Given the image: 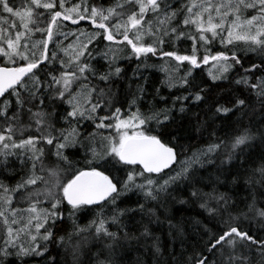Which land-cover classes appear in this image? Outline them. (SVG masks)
<instances>
[{
  "label": "snow or ice",
  "instance_id": "6c2138e0",
  "mask_svg": "<svg viewBox=\"0 0 264 264\" xmlns=\"http://www.w3.org/2000/svg\"><path fill=\"white\" fill-rule=\"evenodd\" d=\"M174 2L180 3V0H123L108 8L105 15L104 10L95 7L90 11L85 7L82 13L79 11L81 5L66 11L56 10L58 6L64 9V0H59V5L57 0H27L19 8L10 6L9 0H0L3 12L19 18L25 30L16 32L13 39L5 35L7 29L0 27V39L7 46L5 48L0 43V58L6 57L11 65L0 66V169L7 170L9 160L14 158L21 170L28 168L29 171L27 178L12 190L20 192V199L28 202L26 209L11 207L13 198L7 194L9 189L0 183L3 190L0 218L6 227V238L0 245V264H6L9 259L27 264L28 258H43L48 252V242L53 240L52 229L57 221L64 220V208H67L68 219L73 222V232L67 237H59V242L67 244L73 237H78L71 245L74 261L78 262L84 247L94 245L95 253L89 249L90 262L92 256L103 255L105 259H96L95 264H122L123 257L117 259L118 250L126 251V246L134 242L159 264L162 242L151 231L150 225L166 223L172 243L177 240L181 246L185 243V222H173L175 218L168 216L161 221L157 214V208L167 212L163 201L175 199L172 193L181 188V182L189 200L207 213L210 222L220 225L216 233L204 227L208 241L202 251L185 257L184 264H264V236L258 238L255 233L249 235L248 231L232 226L241 217L248 220L251 214L253 220L260 222L258 231L264 232V209L257 207V195L264 198V151L258 157L246 151L257 134L264 145V123L256 132L251 127L239 129L223 152V140L197 149L181 161L178 171L167 174L166 179L159 178V174L171 169L177 157L175 148L170 146L175 137L165 136L163 130L179 119L189 118V113L193 118L198 117L199 113L191 112L190 105L206 102V97L212 96L218 86L217 82L229 81V74L237 66L243 69L244 75L234 83L249 87L258 97H264V75L256 76L257 72L264 74V0H190L189 4L180 3L179 7H173ZM71 12H75L79 19H73ZM181 15L180 24L173 26ZM87 17L102 30L99 39L110 45L103 52L97 48L99 58L89 50L97 36L83 32L80 35L85 36V41L80 43L79 51L67 63L63 59L58 61L55 51L50 57L48 48L54 38L53 29L56 28V34L65 39L68 36L59 31V22L78 24ZM97 18L103 22L97 23ZM113 20L115 23L109 27ZM2 24L11 28L16 26L14 21L9 23L0 17ZM30 24L35 33L46 37L33 42L31 48L28 42L21 45L26 34L29 39L34 35ZM41 24L46 26L41 27ZM190 25H195L199 34L188 36L193 41L191 55L162 51L165 38L181 39L187 35L182 29ZM205 33H211V39ZM146 38L151 42L146 43ZM217 38L222 44L226 39V44L232 46L230 55L225 51L210 52V45ZM198 41L204 43L202 63L207 65L211 61L216 70L215 74H208L211 84L197 82L193 76V69L200 67ZM236 42H243L238 51ZM41 48L37 55V49ZM250 53L255 54L260 63L245 68L242 58L246 59ZM156 56L174 58L178 62L163 69L162 87L183 89L186 94L172 96L170 103L168 97L160 94L159 88L154 89V94L147 91L149 78L144 72L149 66L146 61ZM17 60L24 63L18 65ZM93 60L96 64L106 61L107 68L101 71L93 65ZM121 60L135 61L127 79H124V69L119 66ZM57 61L59 68H49V64ZM184 62L191 67L180 76L178 73ZM41 65L44 70L42 75H37ZM253 78L255 82H251ZM116 80L126 86L123 100L119 98ZM149 95L152 99L146 100ZM221 99L232 107L214 101V109H209L212 116L200 120L199 128H212L215 118L227 119L238 111L242 115L248 114L245 110L249 105L245 99L230 94L222 95ZM157 100L164 107L157 108ZM117 103L127 105L130 114L126 119L122 118ZM141 104L147 105V112L140 111ZM132 108L135 111H131ZM101 111L107 114L100 115ZM25 114L28 124L22 120ZM61 122L69 125L70 130L57 128ZM109 129L113 131L112 135L101 134V130ZM31 131L36 135L24 138V134ZM210 135L214 137L215 133L210 132ZM46 148L47 155L55 160L53 167L44 163ZM70 150H75L73 154L83 150V159H69L65 153ZM221 156L224 158L220 159ZM234 159L239 160L238 167H223ZM77 164L83 166L77 167ZM136 165L142 167L138 171H128L129 166ZM152 174H156L157 179L151 178ZM38 182L42 188L30 187ZM254 185L260 186L258 193ZM220 187L228 188V192L219 191ZM240 189L247 191L249 196H241ZM133 191L142 195L145 203H138L136 208H120L122 197ZM232 192L235 197L229 194ZM149 201L155 202L156 207L146 208ZM44 202L47 207L43 206ZM187 202L179 201L182 204ZM240 203L245 204L247 211L240 209ZM92 206L101 211L88 226L80 227L76 223L77 214L90 210ZM105 206L108 214L103 211ZM133 213L139 214L140 219L136 220ZM129 221L138 225L139 235L128 230ZM109 224L115 225L118 231H110ZM13 225L18 227L13 228ZM41 229H44L43 234ZM149 240L150 244L147 243ZM45 264H54V261ZM138 264H149V261L142 260ZM167 264H181V260L175 252H170Z\"/></svg>",
  "mask_w": 264,
  "mask_h": 264
},
{
  "label": "trees",
  "instance_id": "16d2710c",
  "mask_svg": "<svg viewBox=\"0 0 264 264\" xmlns=\"http://www.w3.org/2000/svg\"><path fill=\"white\" fill-rule=\"evenodd\" d=\"M14 0H9L10 6H13ZM68 2L65 4L67 6V9H69L72 6H76L78 4H81L82 1L85 3L86 7L91 10L92 7L99 8L102 10H107L108 8L115 7V4L119 0H67ZM123 2V0H121ZM180 1H186V0H180ZM81 2V3H80ZM58 4V3H57ZM59 5V4H58ZM179 3H173V7H179ZM56 10H61L59 6ZM43 11V10H42ZM183 16L177 17V20L173 22V26H176L180 24L182 21ZM78 20V18H77ZM82 21V22H81ZM79 21L78 24H72L71 22H63L62 20L60 23V32H67V34L71 31V29H75L77 32L84 30V32L97 34V39L93 41L92 44L89 45V50L93 53V56H95L97 59L99 58V53L97 52V48H99L100 52H103L107 47H109V42L106 40L99 39L100 35L102 34V30L96 28L91 23V18L87 17L84 20ZM99 18H97V23H101ZM107 23V22H106ZM115 23V20H113L111 23L108 24L109 27H111V24ZM31 27V26H30ZM41 27H45L44 24H41ZM33 28V26L31 27ZM34 29V28H33ZM184 30L187 35L182 37L181 39L177 40L175 37L171 38H165V43L162 47V51L168 52V51H175L178 55H191V49L193 46V41L188 38L189 35H195L198 36V32L196 31L195 25L187 26L186 28L182 29ZM54 34L57 33V29H53ZM205 35L211 39V33H205ZM226 36V34H225ZM28 36L25 35V38L21 40V45H23L29 38H26ZM45 39L46 37L42 35L41 33H35L30 37V39ZM62 39V35H56L54 37V40H60ZM72 39V36L68 37V41ZM117 39H120L118 36ZM151 39L146 38V43H150ZM29 43L30 40H29ZM237 44V51L240 47H243V42H236ZM61 46H65L64 51H61ZM69 46H66L65 44H61L60 42L57 43H51L49 44L48 48V54L51 57V53L53 51L57 52L58 61L59 59H63L66 63L68 62L69 58L73 57V52L68 48ZM72 48V46H70ZM196 47L198 49V62H200V67L193 69V76L195 77L197 82L200 81H208L209 84H211V80L209 78V73L211 71V68L213 67L212 62L210 61L209 64L204 65L202 63V55L204 53V43L201 41H198L196 44ZM231 45L226 44L225 42L222 44L219 42V38H217L213 43L210 45V52L212 54H215L218 51H225L228 52L230 55L229 49H231ZM87 56V55H86ZM56 62L55 64H49V68L55 67L59 68V62ZM242 62L244 64V67H250L252 63H260V60L255 56V54H249L248 57L242 58ZM24 61L17 60L18 65H22ZM93 65L97 68H100L101 71L105 70L107 68V62L101 61L100 64H96L95 60L92 61ZM147 65L149 66L147 70H145L144 75L148 76V83H147V91L150 94H154V89L159 88L160 94L169 98V103L171 101L172 96H177L181 94H186L183 89H171L169 90L166 87H162V81L165 79V72L163 69L165 67H170L176 65L178 62L174 60V58H167L160 56L156 57H150L146 61ZM45 64H48L46 61ZM0 65H2L0 63ZM11 66V65H9ZM119 66L124 69V79H127V76H130L132 73V69L135 66V61H119ZM191 66L188 65L187 62H184L183 65H181L179 70V75L183 76L184 73L190 68ZM44 70V65H41V71L37 72V75H42V71ZM53 74L58 75V72H54ZM242 75H244L243 69H241L239 66L235 68V70L229 74V81L224 82L220 81L217 82L218 86L214 89L213 95L210 97H206V102H201L198 106L197 105H190L191 112L199 113L198 117H192L191 113H189V118L187 119H179L177 123L170 124L166 129L163 130L165 133V136L167 137H175L174 143H172L170 146L174 147L176 149V152L178 154V162L177 164L171 168L170 170L165 171L164 173L159 174L160 179H166L167 174H174V171H178L180 168V163L183 161L187 156H190L192 152L196 151L197 149H200L202 147L207 146V144L212 142H219L220 140H223L225 142V147L221 149V151L227 150V145L231 140L232 135L237 134L239 129L251 127L253 132H256V129L261 126L262 123H264V97H258L256 95V92L253 91L251 88L246 87L244 85H236L234 83L235 79H239ZM264 75L262 73L257 72L256 76ZM251 82H255V79ZM120 89V93H118L119 98L121 100L124 99L122 93L125 89V84L121 82V80H116L115 82ZM224 94H230L234 97H238L240 99H245L249 105V107L245 110L247 111V115H242L241 112H236L235 115L229 116L227 119H221V118H215V124L212 128L204 129L198 127V122L200 120H206L210 116H212V112L209 111V109H214V101H219L221 104H225L227 107H232L231 104H227L224 99H221V96ZM131 97H129V100ZM146 100H151L152 95H149L145 98ZM188 103L187 101L185 102ZM116 107H120L121 111L124 116H128L130 113L128 111L127 105L124 103H117ZM156 107L161 108L164 107L163 103H160L158 100L156 101ZM35 111V109H34ZM60 111H63V108L60 109ZM131 111H135V108H132ZM140 111L141 112H147V105L141 104L140 105ZM100 115L107 114L106 111H101L99 113ZM26 119L28 118L27 114L23 116ZM24 122V123H25ZM27 124V123H26ZM74 126V125H73ZM57 128H66L70 130L69 125L60 123L56 125ZM35 128V125L33 123V129ZM89 131H92L91 128H89ZM210 132H214L215 136H211ZM102 135H112L113 131L111 129L109 130H101ZM28 135H36L34 131L27 132L24 134V138H27ZM17 140L20 139L16 138ZM75 150L67 151L65 154L69 156V159L76 161V160H82L84 156L83 150H80L78 152H75ZM246 151L251 152L255 157H258L261 153V151H264V145L261 144L259 140V136L257 134V138L251 142V147L247 148ZM46 156H45V164L53 167L55 165V160L52 156L47 155L48 149H45ZM54 152V149H53ZM224 156H221L220 159H223ZM219 163V161H217ZM239 165V160L234 159L231 164L224 165L223 167L225 169L232 168L233 166ZM82 164H77V167H82ZM257 165H252V167H256ZM140 167L138 166H129L128 171L136 170L138 171ZM103 170V169H101ZM107 174V173H106ZM29 175L28 168H25L21 170L19 164L15 162L14 158H11L9 160V167L7 170L0 169V183H2L4 186H6L9 189L8 195H11L12 205L13 208H24L26 209L28 207V202L26 200L20 199V192H13L12 190L16 187L18 183H20L23 179H26ZM117 175L123 176L124 173H117ZM153 179H157L156 174H152ZM223 179V177H222ZM33 188V186H30ZM239 187V186H237ZM257 193L259 192V185H254ZM209 189H205V191H208ZM219 191L221 192H228V188L220 187ZM26 194V192H25ZM230 195H233L235 197V193H229ZM0 195H3V190L0 189ZM172 195L175 197V199H166L163 201L165 204V207L167 208V212H163L162 209L157 208V214L160 216V220L164 221L165 216L168 217H174L175 220H183L185 222V234H184V240L185 243L183 246L180 245L179 240H177L175 243H172L171 238L168 236V227L166 223L163 224H154L150 225L151 231L154 233V235H157L160 237L162 242V257L159 262V264H167L169 259V253L175 252L177 258L181 260V264H184V258L188 256H192L195 252H199L203 250V245L208 241L209 236L204 233V227L206 226L209 230H211L212 233H216L219 231L220 225H218L216 222H210L206 217L207 213L204 212L203 209H200L196 203H193L188 198L187 192L183 189V184L181 182V188L177 189L172 193ZM240 195L243 197H248L249 193L247 191H244L243 189H240ZM180 200L188 201L187 203H179ZM250 202V201H249ZM138 203H145L142 195L139 193L133 191L132 193L128 194L125 197H122L121 201L119 202L120 208H136ZM239 203V201H238ZM44 207H47V202H44ZM39 207V205H38ZM146 208H154L156 207V203L149 201L145 204ZM257 207L264 209V198L259 197L257 195ZM240 209L243 211H247V208L244 203H240ZM101 209L97 206H92L90 210H85L82 213L77 214L76 223L80 227H86L89 225V223L96 219L97 213H99ZM103 211L105 214H108V208L107 206L104 207ZM64 214V220L57 221L56 226L52 229L54 232L53 240L48 242V252L45 254L43 258H28L27 264H45L46 261H54V264H95L96 259H105V256L101 255L99 257L92 256L91 262L89 257V249L93 253L96 252V246H87L84 247L81 250V254L79 255V260L74 261L73 258V248L72 243L74 240L78 239V237H73L72 241H68L67 244H61L59 242V237L65 236L67 237L70 233L73 232V222L72 220L68 219V211L67 208L63 209ZM234 215H237L236 212L233 213ZM136 220L140 219L139 214L133 213L132 214ZM196 221H200L199 224L196 223ZM147 222V221H145ZM259 221L253 220L251 214L249 215V219L245 220L244 218H240L232 223V226L238 227L242 231H248L249 235L256 234L259 238L260 236H264V232L258 231L259 227ZM0 245L3 244L4 238H6V227L3 224V218H0ZM128 230L131 233H134L135 235H139V232L137 231L138 225L132 223L131 221L128 222ZM18 227L17 225H13V228ZM48 227V225H46ZM94 227L92 230L94 231ZM109 230L116 232L118 231L117 227L115 225H108ZM142 230V229H141ZM44 232L43 231H40ZM141 243H144L143 241ZM147 243H151V240L147 241ZM43 244V242H41ZM127 250L124 249L118 250L117 253V259H120V257H123L122 264H138L139 261L142 260H148L149 264H157L155 261V258L150 257V255H145L144 250L139 246L136 245L134 242L126 246ZM6 264H21L19 260H13L9 259L6 261Z\"/></svg>",
  "mask_w": 264,
  "mask_h": 264
},
{
  "label": "rangeland",
  "instance_id": "374dc122",
  "mask_svg": "<svg viewBox=\"0 0 264 264\" xmlns=\"http://www.w3.org/2000/svg\"><path fill=\"white\" fill-rule=\"evenodd\" d=\"M67 2H68L67 0H64V9H61V11L70 10L73 7H75V6H72L69 9H67V6L65 5ZM118 2H122V1L119 0ZM26 3H27V0H14L13 1V4H14L13 6L19 8L21 4H26ZM57 3L59 4V0H57ZM180 3L189 4L190 3V0L180 1ZM180 3H179V5H180ZM78 5H81V8L79 9V11H81L83 13V9L86 7L85 3H83V1H82V3L81 4H78ZM97 9L100 10L99 8H97ZM40 11H42V10H40ZM194 11H196V9H194ZM70 14L72 15V18L73 19H77V18L79 19V17L76 15L75 12H71ZM104 14L107 15V10H104ZM0 17H2L3 19L9 21V23H11V22L14 21L15 22V25H16L15 28L9 27L8 24H2V25H0V27H3L5 29H7V33L5 35H10L14 39L16 32H24L25 31L24 28H23V24L20 21V19L17 18V17H15V16H13V15H11V14L4 13L3 10H2V7H0ZM63 22H66V21H63ZM67 22H71V21H67ZM214 22H218V21H214ZM30 26L32 27L33 25L30 24L29 27ZM44 26H46V25H44ZM33 32H35L34 29H33ZM81 32H83V33H85L87 35H91L92 34V33L84 32V30H81V31L77 32L75 29H71V31L68 33V36H67V39H68L69 36H72V39L70 41H68L67 39H65L64 36H62V39H60V40H54V38H53V41L50 42L49 44H51V43H57V42H60L61 44H65L66 43V46H69L68 48L73 52L72 55L74 57L75 54L79 51V45H80V43L83 42V41H85V36L84 35H80ZM64 33H67V32H64ZM73 34H75V35H73ZM56 35H58V34L55 33L54 34V37ZM95 35L97 36V34H95ZM26 36H27V34H26ZM78 36H79V39H77ZM26 38H29V37H26ZM29 40H30L31 43H29ZM39 40H42V38L41 39H33V40L32 39H28L26 42H28L29 48H31L32 43L33 42H36V41H39ZM0 43H2L5 48L7 47L6 46V42L4 40L0 39ZM70 46H72V48ZM40 51H42V48L41 49H37V55H39V52ZM85 55H87V53ZM0 63L3 66H9L8 65V60H7L6 57L5 58H0ZM210 73H213V74L216 73V70H215L214 67L211 68ZM122 118H125L126 119L127 117L123 115ZM22 120H23V123H24L25 122L24 121L25 120V117L24 118L22 117ZM26 121L27 122H25L24 124H26V123L28 124L29 123L28 118L26 119ZM16 138H19V137H16ZM44 163H45V159H44ZM45 165L48 166V167H51V166H49L47 164H45ZM42 187H43V185L42 184H39V182H38V184L36 186H33L32 189L42 188ZM0 229H1V224H0ZM40 231H43V229H41ZM41 234H43V232H41ZM89 246L93 247L94 245H89Z\"/></svg>",
  "mask_w": 264,
  "mask_h": 264
},
{
  "label": "water",
  "instance_id": "95a60500",
  "mask_svg": "<svg viewBox=\"0 0 264 264\" xmlns=\"http://www.w3.org/2000/svg\"><path fill=\"white\" fill-rule=\"evenodd\" d=\"M1 66H3V65H1ZM176 150V149H175ZM177 153V152H176ZM177 162H178V154H177V157H176V161H175V163H173V165L171 166V168H173L176 164H177ZM136 166H138V167H142V166H140V165H136ZM167 170H170V169H166L165 171H167ZM164 171V172H165Z\"/></svg>",
  "mask_w": 264,
  "mask_h": 264
},
{
  "label": "flooded vegetation",
  "instance_id": "af4514ba",
  "mask_svg": "<svg viewBox=\"0 0 264 264\" xmlns=\"http://www.w3.org/2000/svg\"><path fill=\"white\" fill-rule=\"evenodd\" d=\"M64 48H65V46H61L60 50L61 51H64Z\"/></svg>",
  "mask_w": 264,
  "mask_h": 264
}]
</instances>
